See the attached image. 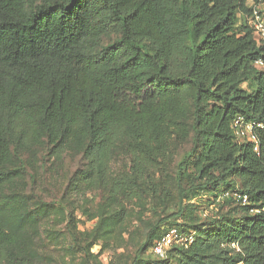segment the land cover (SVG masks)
Masks as SVG:
<instances>
[{"label":"trees","instance_id":"obj_1","mask_svg":"<svg viewBox=\"0 0 264 264\" xmlns=\"http://www.w3.org/2000/svg\"><path fill=\"white\" fill-rule=\"evenodd\" d=\"M255 1L264 15V0ZM254 6L0 0V189L24 174L22 155L39 146L54 169L80 158L68 188L75 193L99 188L122 201L150 202L170 197L174 179L180 201L134 263L264 264V128L259 152L232 128L238 117L264 126V73L255 66L264 44L250 24ZM186 143L172 178L169 166ZM191 167V189L218 206L213 219L194 227L176 222L186 210ZM52 209L39 202L12 214L0 191V264H35L26 238ZM174 228L193 243L156 257L155 243ZM68 233L86 257L70 226Z\"/></svg>","mask_w":264,"mask_h":264},{"label":"rangeland","instance_id":"obj_2","mask_svg":"<svg viewBox=\"0 0 264 264\" xmlns=\"http://www.w3.org/2000/svg\"><path fill=\"white\" fill-rule=\"evenodd\" d=\"M256 4L255 0H249L250 7ZM261 9L264 10V5ZM189 149V143L178 149L168 169L172 178L176 177L177 163ZM43 157V146L23 154L24 174L0 189L10 202L12 214L32 211L39 202L53 207L43 221H36L38 232L29 233L26 238L28 248L38 254L35 264H136L138 249L147 235L161 219L173 213L180 201L174 179L170 197L150 202L122 201L99 188L75 193L68 188L70 179L82 167L80 158L70 157L60 169H54L49 162L46 165ZM195 175V168H189L184 179L186 197L182 199L186 210L176 219L178 224L193 227L213 219L218 210L209 194H196L191 189L196 184ZM68 226L86 257L73 245ZM150 249L144 254L154 259Z\"/></svg>","mask_w":264,"mask_h":264},{"label":"built area","instance_id":"obj_3","mask_svg":"<svg viewBox=\"0 0 264 264\" xmlns=\"http://www.w3.org/2000/svg\"><path fill=\"white\" fill-rule=\"evenodd\" d=\"M260 6L255 5L253 8V16L250 24L255 31V35L261 44H264V15L260 12ZM256 68L264 73V59H260L255 63ZM233 132L237 139L247 141L254 145L255 152H259V139L257 130L264 126L256 122L247 121L244 117H238L233 123ZM233 197L243 205L249 203L248 196L234 193ZM193 243L192 235H185L177 229H170L166 235L160 238L153 247V253L158 258H166L168 250L172 247L182 246L189 247Z\"/></svg>","mask_w":264,"mask_h":264}]
</instances>
